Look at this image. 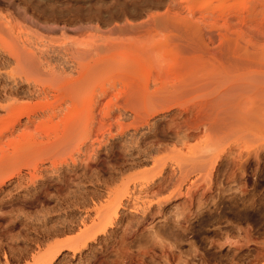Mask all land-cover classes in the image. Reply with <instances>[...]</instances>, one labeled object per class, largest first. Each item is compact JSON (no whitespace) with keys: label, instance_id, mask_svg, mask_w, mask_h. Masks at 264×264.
<instances>
[{"label":"rangeland","instance_id":"374dc122","mask_svg":"<svg viewBox=\"0 0 264 264\" xmlns=\"http://www.w3.org/2000/svg\"><path fill=\"white\" fill-rule=\"evenodd\" d=\"M180 1L0 0V264H264V0Z\"/></svg>","mask_w":264,"mask_h":264},{"label":"bare ground","instance_id":"6f19581e","mask_svg":"<svg viewBox=\"0 0 264 264\" xmlns=\"http://www.w3.org/2000/svg\"><path fill=\"white\" fill-rule=\"evenodd\" d=\"M170 1H171V0H170ZM173 2H174V0H173ZM175 2H176V1H175ZM180 2H181L182 4H185V5L189 6L191 3H192V4H193V3H196V0H181ZM171 4H172V3H171ZM185 5H184V6H185ZM175 6H176V5H175ZM179 6H180V5H179ZM177 8H178V7H177ZM171 9H172V8H171ZM178 9H180V8H178ZM186 10H187V9H186ZM175 12H176V11H175ZM177 12H179V11H177ZM177 12H176V13H177ZM181 13H182V11H181ZM186 13H187V12H186ZM190 13H192V12H190ZM170 14H172V12H171ZM173 14H174V13H173ZM174 15H175V14H174ZM177 15H178V14H177ZM209 15H210V14H209ZM209 15H208V17H209ZM223 15H224V14H223ZM169 16H170V15H169ZM171 16H172V15H171ZM182 16H183V15L181 14V18H182ZM221 16H222V15H221ZM221 16H220V17H221ZM178 17L180 18L179 15H178ZM178 17L176 16V18H178ZM249 17H250V16H249ZM249 17H248V18H249ZM174 18H175V17H174ZM190 18H191V17H190ZM193 18H194V16H193ZM164 19H165V18H164ZM200 19H201V18H200ZM209 19H210V20H209ZM241 19H243V17L240 18V20H241ZM185 20H186V19H185ZM185 20H184V21H185ZM245 20H246V19H245ZM165 21H166V20H165ZM170 21H172V19H170ZM170 21L168 20V22H170ZM184 21H183V22H184ZM186 21H187V20H186ZM207 21L211 22L210 24H214V22H215L216 20H215V17H209ZM237 21H239L238 18H237ZM168 22H166V23H168ZM183 22H182L180 25L184 24V26H185L186 29H187V28L189 29V27H191V26H192L191 24L193 23L192 21H191V22H192L191 24H190V23H187V22H184V23H183ZM204 22H205V21H204ZM242 22H243V21H242ZM244 22H245V21H244ZM244 22H243V23H244ZM246 22H247V20H246ZM170 23H172V22H170ZM173 23L175 24L176 22L174 21ZM173 23H172V24H173ZM205 23H206V22H205ZM226 23L228 24V22H226ZM229 23H231V21H230ZM237 23H238V22H237ZM177 24H179V22H177ZM210 24H209V25H210ZM225 25H226V24H225ZM203 26H204V25H203ZM193 27H194V26H193ZM193 27H192V28H193ZM228 39H230V38H227V39H226L227 42H232L231 40H233V39H231V40H228ZM211 41H212V39H211ZM231 44H232V43H231ZM229 45H230V44H229ZM28 125H29V124H28ZM71 127H74V126H71ZM72 129H73V128H72ZM43 213H44V212H43ZM81 222H82V221H81ZM25 223H26V222H25ZM95 227H96V226H95ZM95 227H94V228H95ZM58 231H59V230H58ZM78 240H79V239H78ZM75 241H76V240H75ZM72 244H73V243H72ZM67 245H68V244H67ZM67 245H66V246H67ZM68 246H69V245H68ZM61 247H62V246H61ZM64 247H65V246H64ZM47 260H49V259H47ZM47 260H46V261H47ZM50 261H51V260H50Z\"/></svg>","mask_w":264,"mask_h":264}]
</instances>
